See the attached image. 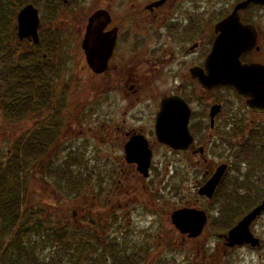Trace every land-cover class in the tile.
Wrapping results in <instances>:
<instances>
[{
  "label": "flooded vegetation",
  "instance_id": "obj_1",
  "mask_svg": "<svg viewBox=\"0 0 264 264\" xmlns=\"http://www.w3.org/2000/svg\"><path fill=\"white\" fill-rule=\"evenodd\" d=\"M30 1L23 6L32 5L37 11V70L41 71L37 75L43 79L42 93L48 96V103L37 107V138L50 137L47 142L37 143V161L58 157L55 148L61 135L55 124L59 122L64 127L59 119L70 107L58 104L56 99L68 91L77 75L73 70L109 81L99 104L91 109L86 105L81 110H88V115L93 113L91 119L98 126L99 135L103 134L100 139L122 145L123 160L120 164L115 162L120 165L123 180L122 184L118 181V200L128 198L139 177H150L155 148L191 155L195 164H201L210 149L212 152L215 146L223 147L229 153L227 159L204 171L203 181L196 188L195 203L208 204L210 209L199 211L188 205L181 209L205 214V223L196 238L209 233L212 236L211 230L217 228L220 232L214 237L221 239L230 252L241 249L243 257L253 256L254 264H264V107L254 105L251 109L248 104L254 101L248 96L250 90H245L240 82L242 87L237 89L232 81L247 79L240 73L246 68L259 73L260 67H264V0H251L246 5L247 0ZM9 9L2 0L1 13L7 16L11 14ZM225 21L226 28L219 29ZM12 43L28 46L32 51L33 45L27 40ZM221 43L226 48L224 54L229 55V64L219 67L215 63L212 69L206 68L209 55ZM8 75L7 72V80ZM202 77L229 79L232 85L205 89L199 82ZM109 93H117L125 106L107 96ZM143 96L146 100L142 102ZM140 102L144 109L136 110ZM165 102L169 108L161 126L168 134V128L177 125V117L187 120L191 140L184 150H174L157 140L156 126ZM95 112L102 114L95 116ZM49 118L55 121L52 126L44 123ZM82 118L86 120L84 115ZM71 144L63 148V159L80 165L83 158L72 156ZM81 151L85 153L83 148ZM146 153H150V165L144 177L138 165L127 160L145 158ZM243 166L245 170L241 169ZM45 170L46 163L40 164L42 181ZM96 170L85 174H95ZM218 174L211 196L200 193ZM98 192L93 201L106 198L105 189ZM261 207L259 213L249 218ZM71 216L75 217L76 212ZM248 218L246 231L250 241L240 245L227 240L229 232Z\"/></svg>",
  "mask_w": 264,
  "mask_h": 264
},
{
  "label": "rangeland",
  "instance_id": "obj_2",
  "mask_svg": "<svg viewBox=\"0 0 264 264\" xmlns=\"http://www.w3.org/2000/svg\"><path fill=\"white\" fill-rule=\"evenodd\" d=\"M26 2L31 1L5 0V5L10 6L8 12L12 21ZM3 22L6 26L0 28V79L4 78L6 71L17 67L21 56L30 51L28 46L9 41L8 38L12 39L10 25L5 20ZM8 48L13 52L12 68L5 60ZM73 72L77 75L68 91L56 99L58 104L70 107L59 119L64 127L59 122L55 124L61 135V142L55 148L59 158L36 160L22 173L24 196L20 198L19 224L9 228L0 218V264L20 263L9 258L11 252L13 258L18 254L8 246L14 237L19 238V249L32 256V261L23 260L21 264H37V260L47 262L52 257L60 264H254L255 257H243L241 249L233 254L221 239L215 238V234L220 232L217 228L211 230L212 236L209 233L196 239H186L170 222L171 215L187 205L199 211L210 209L208 204L195 203L198 199L196 188L203 181L204 171L227 159L229 153L226 154L225 148L215 146L212 152L210 149L206 163V158H203L201 164H195L196 159L191 155H176L165 148H155L150 177L147 180L139 177L132 185L133 192L120 202L116 192L118 181L123 182L119 173V164L123 160L122 145L100 139L103 134L100 132L99 135V128L91 119L93 113L88 115V110L82 112L83 106L88 105L91 109V106L99 104L101 93L110 82L85 76L77 69ZM0 93H6L9 100L24 94L19 90H7L4 82H0ZM107 96L125 106V101L117 93ZM145 100L143 96L142 102ZM142 102L135 106L136 110H142ZM101 114L95 112V116ZM52 121L49 118L44 123L52 126L55 123ZM35 122L36 112L27 118L14 120L0 110V168L6 169L9 159L19 152L22 143L37 129ZM238 142L241 143L236 140ZM69 144L72 156L83 158L80 165L69 164L67 158L63 159V148ZM106 156L109 159L106 160ZM45 163L46 173L42 181L40 164ZM91 169H97L95 174H85ZM58 174L63 179L71 176V181L78 182V186L70 187L68 191L60 189L54 179ZM9 185L6 182L7 188ZM98 189L106 190V198L93 201ZM73 211L76 216L72 218ZM87 220L91 223L88 224ZM5 247L8 249L4 256Z\"/></svg>",
  "mask_w": 264,
  "mask_h": 264
},
{
  "label": "trees",
  "instance_id": "obj_3",
  "mask_svg": "<svg viewBox=\"0 0 264 264\" xmlns=\"http://www.w3.org/2000/svg\"><path fill=\"white\" fill-rule=\"evenodd\" d=\"M10 15L11 14L7 16L5 15V17L3 15H0V28L6 26L3 20H5L7 23L9 22V32L12 33V39H8L9 41H14L17 40V38L14 33V19L12 21L9 18ZM9 51V54L7 53V60H9L11 64H13V62L11 61L13 52L10 49ZM10 70L12 71H6L8 72V77L10 79L7 80V73L5 72L3 78L4 80L0 79V82L6 83L7 90H19L23 91L24 94L18 97V99L11 98L9 100V96H7L6 93H0V110L10 115L14 120L24 119L29 117L30 115H33V113L37 111V107L45 106L46 103H48V96H45L44 93H42V88L44 86L43 79L38 77L41 71L37 70V47L32 46V51L30 49L29 53L21 56V62L17 65V67H13ZM41 137L44 136L42 135ZM49 140V136L48 138L43 139L37 138V129H35V131L29 135L28 140L23 142L22 146L19 147V152L15 153V155H13L9 159L6 169L3 166L0 168V218L3 219L4 223L6 224V226L8 225L9 228H13L19 224L20 198L22 199V196H24L22 192L21 175L25 171V168L28 169V165L37 160V143L47 142ZM54 179L59 184L61 189L66 191H68L69 189L71 190L70 187L78 186L79 184L76 181H71V176L63 179L61 175L58 174ZM6 182L10 183L8 188L6 187ZM19 244V238L15 239V237L9 242V248L14 249L18 253L17 257L13 258L11 252L9 258L12 259V261H15L16 259L18 262L19 260V264H21L23 260H26L27 262L32 261L31 254H28V251L26 250H20ZM7 249L8 247H5V249L3 248L5 252L4 256L7 253ZM37 264L60 263H57L56 260L52 257V259L47 260V262H38L37 260Z\"/></svg>",
  "mask_w": 264,
  "mask_h": 264
},
{
  "label": "water",
  "instance_id": "obj_4",
  "mask_svg": "<svg viewBox=\"0 0 264 264\" xmlns=\"http://www.w3.org/2000/svg\"><path fill=\"white\" fill-rule=\"evenodd\" d=\"M250 1L251 0H247V2H245V5L248 4ZM16 22H17V37L19 41L27 40L32 44L37 45L38 18H37V11L33 8V6L27 5L23 9H21L20 12L17 14ZM226 25H227V21L222 22L219 25V29H225ZM223 40L226 42L225 39ZM222 44L223 43H221L220 45L221 47L217 45V47L213 49L212 54L209 55L206 61V68L212 69L211 67L216 64H219V67L223 64L226 65L229 64L227 62V56L229 55L224 54L225 52L223 50L226 51V48L222 47L223 46ZM227 50L229 51V49ZM108 51H110V48L108 49ZM221 51L223 54L221 53ZM220 61L221 62L224 61V62L221 63ZM252 71H254L252 70V68H246L243 71H240V73H242L247 79L238 80V81L232 80L233 83H235L233 86L235 85L238 86L237 89L241 88L242 86L239 84L240 82L242 83L245 90L251 91V89L253 88L252 93L248 91V96L251 97L252 101H254V104L250 103L248 104V106L251 109L254 107V105L259 106V108H262L264 107V67H260L259 70V73L261 74L260 76H257V74L259 73H253ZM199 82L205 89H212L213 87L219 85H224V86L232 85V82L229 79L205 80V78L202 77L199 78ZM168 108H169L168 102L162 103L158 124L156 126L157 140L159 143L167 145L173 148L174 150H184L191 140L186 127L187 120L186 119L181 120L180 117H177V121H178L177 125L173 127H169L168 128L169 134H168L167 129L161 126V122L164 120V112ZM144 155L145 158L142 159L132 158L127 161L129 163H136L138 165L139 173H141L144 177H147V172L150 165V153H146ZM219 177L220 174L215 175L212 182L209 183V186L204 187V189L200 193H202L203 195L209 194L208 197H210L213 191L212 189H214ZM261 209L262 207L255 210L254 213L250 215L249 218H252L255 214L259 213ZM249 218L242 220L237 225L236 228L232 229L229 232L227 240H229L231 243H236L240 245L245 242H249L250 237L248 236V233L246 231V224L248 223ZM205 220H206L205 214L202 212H198L194 209L192 210L180 209L175 211L171 215V223L174 225L176 230L179 231L181 234H185V235L187 234L188 237L192 239L196 238L201 233Z\"/></svg>",
  "mask_w": 264,
  "mask_h": 264
}]
</instances>
